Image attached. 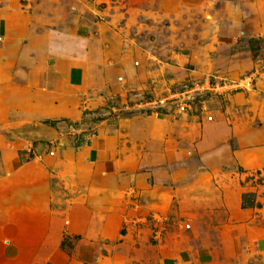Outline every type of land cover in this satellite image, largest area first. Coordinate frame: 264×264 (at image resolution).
<instances>
[{
	"label": "rangeland",
	"instance_id": "1",
	"mask_svg": "<svg viewBox=\"0 0 264 264\" xmlns=\"http://www.w3.org/2000/svg\"><path fill=\"white\" fill-rule=\"evenodd\" d=\"M77 4L66 9V32L49 34L48 52L40 53V36L23 34L11 54L14 68H78L77 116L10 110L0 144L10 132L45 126L55 135L47 146L33 141L36 155L26 161L34 165L58 157V147L88 151L97 140L100 148L58 175L51 163L41 167L38 175L51 180L42 197L11 202L2 188L0 203L17 220L40 211L19 232L4 230L7 217L0 222V264H264V0ZM26 9L0 0V54L5 16L23 18ZM207 78L234 87L200 99L196 121H185L190 112L137 106ZM248 192L254 201L245 208ZM12 234L19 251H4Z\"/></svg>",
	"mask_w": 264,
	"mask_h": 264
},
{
	"label": "crops",
	"instance_id": "2",
	"mask_svg": "<svg viewBox=\"0 0 264 264\" xmlns=\"http://www.w3.org/2000/svg\"><path fill=\"white\" fill-rule=\"evenodd\" d=\"M3 2L5 6L14 11L24 6L28 8V11L27 9L25 10L28 14L23 16V18L5 16L3 40L8 46H4L5 48H3V52L0 54V124L9 117L8 111L15 109L49 118L76 117L80 104L77 93L80 91L83 77L81 74H78L80 73L78 68L73 67L70 63L58 61L52 62V64L46 65L43 68H40L39 65L31 64L28 66H17V69V67L14 68L13 61L15 58L11 54H15L17 51V46L14 47L12 42L23 34H26L27 37H31V35L40 36L42 38L40 53L48 52L50 49L49 34L51 32H58V30H61L63 34L66 32V27L62 28V24L69 21L64 16L66 9L67 7L76 8L78 6L77 0H25L23 5H21L20 0H3ZM22 23L25 29H22ZM71 27L73 29L69 26V30L71 29V31L73 30L74 33H77L76 28L78 27ZM190 114L189 116H185V121L192 122V120L196 121L199 118V115H194L192 112ZM186 124L188 125L189 123ZM207 124H209L207 125L208 128L225 131V127L220 124ZM135 133L137 135V131H130V135H134ZM9 134L10 136L4 144H0V173L3 174L0 177V198H2V191L6 190L5 194L10 201L12 200L11 202H14L13 199L21 197L25 198V200L27 198H39L42 197V193L44 194V192L48 191L51 180L47 178L43 180L38 175L43 167H47L51 163L52 170L57 172L56 175H58L63 165L71 166L78 164L81 162V156H86L87 153L96 154V151H99L100 148V141L98 142L97 140L91 144L88 151L73 152L71 149L67 150L58 147L55 148L57 151H53V154L55 152L59 154L58 157L52 158L50 157L51 155L45 154L41 158V162L38 165H34L31 161H26V156L27 154L29 155L30 151L35 154L37 146L35 143V148L32 147L33 141L38 139L39 143L37 144H44L46 146L49 142L52 144L55 132L48 127L41 126L24 134H14L13 132ZM61 155L63 159L60 158ZM234 156L239 157L240 154L234 152ZM35 175L38 178L40 177V180ZM253 201V194L249 192L244 194L243 205L245 208H250L253 205ZM4 205L6 204L4 203ZM4 205L0 203V222L6 220L7 217L8 222H6L4 230L8 229L14 232H19L22 228L28 229L30 227L29 224L34 223L33 216L36 217L38 211H40L38 209L35 212L30 210L29 213L32 217L30 219L25 217L22 222L13 216L15 213L13 210H10L9 206ZM13 234L10 236L9 241H7L4 251L10 247H16V250H18V245L12 241L17 238ZM6 257L4 254L6 260H14V258L8 259Z\"/></svg>",
	"mask_w": 264,
	"mask_h": 264
},
{
	"label": "built area",
	"instance_id": "3",
	"mask_svg": "<svg viewBox=\"0 0 264 264\" xmlns=\"http://www.w3.org/2000/svg\"><path fill=\"white\" fill-rule=\"evenodd\" d=\"M232 87L234 86H231L226 81L207 78L202 82H197L181 91L172 92L166 96H147L142 98L137 106L146 109V111L163 112L162 110L166 111L168 109V111L183 114L196 110L195 104L201 103L200 99H203L204 96H221L232 91ZM203 109H205L204 106ZM208 120H211L210 116H208Z\"/></svg>",
	"mask_w": 264,
	"mask_h": 264
},
{
	"label": "trees",
	"instance_id": "4",
	"mask_svg": "<svg viewBox=\"0 0 264 264\" xmlns=\"http://www.w3.org/2000/svg\"><path fill=\"white\" fill-rule=\"evenodd\" d=\"M163 112H165V110H162Z\"/></svg>",
	"mask_w": 264,
	"mask_h": 264
}]
</instances>
